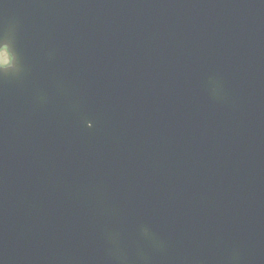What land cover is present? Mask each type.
<instances>
[{"label": "water", "instance_id": "obj_1", "mask_svg": "<svg viewBox=\"0 0 264 264\" xmlns=\"http://www.w3.org/2000/svg\"><path fill=\"white\" fill-rule=\"evenodd\" d=\"M0 264H264V0H0Z\"/></svg>", "mask_w": 264, "mask_h": 264}, {"label": "rangeland", "instance_id": "obj_2", "mask_svg": "<svg viewBox=\"0 0 264 264\" xmlns=\"http://www.w3.org/2000/svg\"><path fill=\"white\" fill-rule=\"evenodd\" d=\"M7 58L8 56L2 53V55H0V62H3V63L7 62L8 61Z\"/></svg>", "mask_w": 264, "mask_h": 264}]
</instances>
